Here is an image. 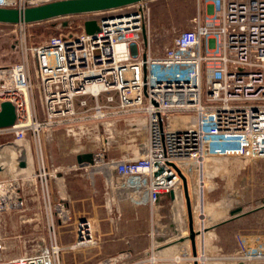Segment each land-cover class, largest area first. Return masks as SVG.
<instances>
[{"label": "built area", "instance_id": "1", "mask_svg": "<svg viewBox=\"0 0 264 264\" xmlns=\"http://www.w3.org/2000/svg\"><path fill=\"white\" fill-rule=\"evenodd\" d=\"M146 2L122 14L95 13L92 35L82 27L46 44L20 40L19 61L0 68V105L9 102L15 110L13 126L0 135L20 142L30 134L39 142L41 133L61 130L74 138L123 120L133 138L145 134L146 144L137 156L102 155L100 162L123 188L145 193L153 205L182 189L175 168L187 180L191 169L198 172L212 158L264 160V0H204L210 12L202 20L195 16L161 54L151 49ZM25 5L9 0L0 8ZM58 173L42 166L36 175L49 213V245L36 244L0 264H60L53 214L65 223L68 213L54 208L49 190ZM199 189L197 183L198 195ZM235 239L236 263L264 261V233L239 232ZM91 241L89 222H78L74 247Z\"/></svg>", "mask_w": 264, "mask_h": 264}, {"label": "crops", "instance_id": "2", "mask_svg": "<svg viewBox=\"0 0 264 264\" xmlns=\"http://www.w3.org/2000/svg\"><path fill=\"white\" fill-rule=\"evenodd\" d=\"M208 12L210 8L204 0H196L195 16L202 20ZM99 131L77 138L63 132L64 140L71 137L77 146L85 137L93 143V149L85 150L82 146L69 151L63 149L62 162L52 166L59 171L49 186L52 204L56 209L63 206L68 213L65 223L53 214L56 243L61 248L60 264H109V260H115L110 264H144L150 253L158 264H194L190 241L184 236L188 218L182 189L181 193L176 191L174 198L170 194L161 195L152 205L145 193L123 188V180L113 171L106 174L100 162L102 155L106 159L137 156L146 144L145 134L123 141L109 152L94 145L100 140ZM27 166L26 163V169ZM2 168L0 180L12 179L0 181V262L19 256L36 244L49 245L50 238L49 213L36 183L23 179L25 182L20 185L15 173ZM25 168L19 169L22 175H28ZM190 201L192 209L191 198ZM254 215L250 212L227 223L217 216L218 222L195 238L197 263L236 264L234 254L225 255L230 250L225 249L220 239L229 225H240ZM82 220L90 224L92 241L74 247L76 227ZM232 250L237 252V246ZM123 257L126 258L120 259ZM245 264H264V261Z\"/></svg>", "mask_w": 264, "mask_h": 264}, {"label": "rangeland", "instance_id": "3", "mask_svg": "<svg viewBox=\"0 0 264 264\" xmlns=\"http://www.w3.org/2000/svg\"><path fill=\"white\" fill-rule=\"evenodd\" d=\"M145 5L148 12L149 41L154 54L162 53L164 48L173 43L179 33L189 30L191 20L196 13V0H149ZM132 9L133 7L123 8L104 14L117 15ZM98 17L100 16L95 14H84L34 24H0V68H9L19 61L17 47L20 40H25L28 46L50 43L61 36L80 33L86 20ZM32 64L30 75L33 95L36 107L40 109L38 83ZM107 128V131L100 129V140L94 145L109 152L114 151V147L123 144V141L133 138L132 132L123 120ZM63 134L61 130L44 132L41 133L39 142L30 134L20 142L15 141L9 135H0V168L4 167L3 170L10 169L12 173H15V180L20 185L24 184V180L36 183L40 194L39 179L36 175L42 166L47 171L49 168L52 169L53 165L62 162L63 149L69 151L81 146L85 150L93 149V143L85 137L81 138L77 146L73 144L71 137L70 140L67 137L64 140ZM80 136L84 135L80 134ZM20 162L28 164V168H25L28 170L26 171L28 175L21 174ZM11 179L6 178L0 181ZM52 180L49 181V186ZM197 183L200 186L199 195L196 193ZM187 185L196 210L193 214L196 231H200L202 227L211 228L214 223L218 222L217 216L228 220L230 211L238 207H241L244 212L253 211L255 213L250 220L243 221L240 225H229L224 235L222 234L220 243L226 250H230L226 251L225 255H236V251L233 252L232 249L237 246L235 239L237 233H264V160L212 158L207 160L198 172L190 170ZM222 219L220 221H223ZM187 228L185 225L184 236L186 238L188 237ZM144 264H158V262L150 253L145 257Z\"/></svg>", "mask_w": 264, "mask_h": 264}, {"label": "water", "instance_id": "4", "mask_svg": "<svg viewBox=\"0 0 264 264\" xmlns=\"http://www.w3.org/2000/svg\"><path fill=\"white\" fill-rule=\"evenodd\" d=\"M26 5L22 9L16 8H0V24L15 25V24H34L52 19L103 13L111 10L121 9L127 6L137 4L148 0H25ZM98 25L95 19L86 20L83 23V31L87 35H92L97 30ZM15 122V110L9 102H3L0 105V129H5L13 126ZM26 163L20 162L19 168H25ZM181 181L182 191L186 203L187 218H188V237L190 241L192 256L197 263V252L195 247V238L198 232L194 229L193 215L191 209V201L188 192V185L185 176L175 168ZM171 198H174V193L170 192ZM255 211V210H254ZM253 212V211H250ZM241 207L230 211V218L224 223L230 222L233 219L244 216L247 213ZM84 221V220H82ZM81 222V221H80ZM236 264H245L243 261H238Z\"/></svg>", "mask_w": 264, "mask_h": 264}, {"label": "bare ground", "instance_id": "5", "mask_svg": "<svg viewBox=\"0 0 264 264\" xmlns=\"http://www.w3.org/2000/svg\"><path fill=\"white\" fill-rule=\"evenodd\" d=\"M7 1H9V0H0V3H5V2H7ZM1 154V153H0ZM1 156V155H0ZM177 219V218H176ZM179 219V218H178ZM178 219H177V221H178Z\"/></svg>", "mask_w": 264, "mask_h": 264}]
</instances>
